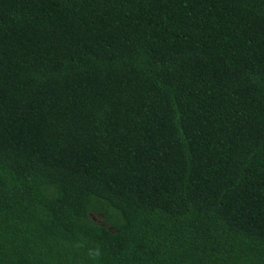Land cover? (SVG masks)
I'll return each mask as SVG.
<instances>
[{
    "label": "trees",
    "instance_id": "trees-1",
    "mask_svg": "<svg viewBox=\"0 0 264 264\" xmlns=\"http://www.w3.org/2000/svg\"><path fill=\"white\" fill-rule=\"evenodd\" d=\"M0 264H264V0H0Z\"/></svg>",
    "mask_w": 264,
    "mask_h": 264
}]
</instances>
